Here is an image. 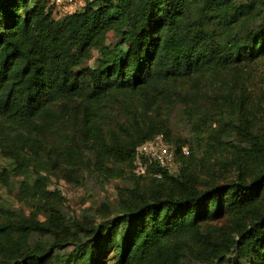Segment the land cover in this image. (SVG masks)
<instances>
[{
    "label": "trees",
    "instance_id": "obj_1",
    "mask_svg": "<svg viewBox=\"0 0 264 264\" xmlns=\"http://www.w3.org/2000/svg\"><path fill=\"white\" fill-rule=\"evenodd\" d=\"M49 1L0 0V149L14 170L35 173L14 194L30 204L29 216L0 208V264H180L187 240L210 243L204 221L221 216L224 207L235 217L249 214L234 244L264 264V170L248 182L238 175L198 187L151 162L147 174L161 173L163 189L157 184L132 202L121 200L103 229L74 221L70 227L50 202L57 192L47 189L41 173L56 167L58 139L39 137L58 134L66 153L84 149L127 162L138 176L132 170L136 146L162 131L148 119L151 107L183 103L192 113L210 88L232 83L224 97L237 113L243 147L264 153L251 107L256 84L242 70L264 58V0H89L59 19ZM110 31L113 46L105 44ZM95 46L103 58L91 68L85 63ZM74 104L79 116L69 131L62 119ZM39 211L47 220H39ZM34 233L52 239L32 243Z\"/></svg>",
    "mask_w": 264,
    "mask_h": 264
},
{
    "label": "rangeland",
    "instance_id": "obj_2",
    "mask_svg": "<svg viewBox=\"0 0 264 264\" xmlns=\"http://www.w3.org/2000/svg\"><path fill=\"white\" fill-rule=\"evenodd\" d=\"M73 1L75 8L70 11L79 9L82 2ZM51 7L55 19L63 17L56 18L55 7ZM116 40L114 33L110 31L106 35L105 44L113 46ZM102 58L101 46H95L85 65L95 68ZM245 68L249 71V82L256 84L250 88L251 107L257 109L253 119L257 131L264 133V58L247 63L242 70ZM232 87V83L214 85L208 95L201 97L190 108L192 113L183 103L173 106L160 103L148 110V119L156 126H161L162 131L156 134L162 133L163 137L166 135L171 144L166 142L165 137L163 139L173 151L175 145L179 148L176 153L179 166L177 164L168 173L189 177L198 187H205L214 182L228 183L238 175L248 182L255 172L264 170V153L258 151L254 155L248 144L243 147L246 142L241 141L237 131V113L231 107L232 101L224 97V93ZM249 99L250 96L248 101ZM75 106L76 104L74 107H65L63 114L62 122L70 123L69 131L73 129L79 116ZM198 120L203 121L198 123ZM39 137L45 143L50 138L58 139V152L52 153V159L57 162L56 167L41 173L46 175L47 189L57 192L50 202L63 214V222L72 225L70 227H73L71 221H74L92 229L101 224L103 229L105 223L121 210V200L132 202L138 198L139 192L152 191L157 184L161 189L165 187L166 183L158 181L160 178L153 172L146 176H134L127 162L97 158L84 149H79L73 155L71 152L66 153L65 137L63 142L58 134L41 133ZM260 160L262 161L259 162ZM34 178L35 173L30 167L14 170L13 159L0 149V208L29 216L32 211L30 204L18 201L14 194L21 180L33 181ZM172 185L175 191L180 189L179 183L173 182ZM234 214L224 207L221 216L204 221L210 227L204 231H212L210 243L187 240V246L181 249L185 253L179 258L180 264H259L252 252L245 249L239 251L235 246L234 242L240 240L239 235L247 227L250 218L245 212H239L236 217ZM37 216L41 221L49 217L44 211H39ZM52 222L55 224L54 220ZM58 231H62L59 225ZM37 238L35 233L30 236L32 243L52 239L50 234ZM45 244L49 246V243ZM111 255V250H108V257ZM216 256L220 258L213 262ZM261 257L262 254L258 253V258Z\"/></svg>",
    "mask_w": 264,
    "mask_h": 264
},
{
    "label": "built area",
    "instance_id": "obj_3",
    "mask_svg": "<svg viewBox=\"0 0 264 264\" xmlns=\"http://www.w3.org/2000/svg\"><path fill=\"white\" fill-rule=\"evenodd\" d=\"M77 1L78 3L82 1L80 8L73 11H70L72 8H75V2L73 0H50L49 2L55 7L53 9L56 18H59L81 10L86 2L84 0ZM163 138L162 133L156 134L136 146L133 159V171L136 175H146L151 162H154L166 172L172 171L177 167L175 153L173 149L165 143ZM183 152H186V150H183ZM157 176L160 177L161 173H158Z\"/></svg>",
    "mask_w": 264,
    "mask_h": 264
}]
</instances>
